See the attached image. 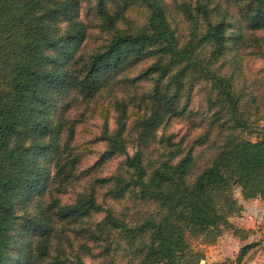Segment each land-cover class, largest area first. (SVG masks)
Listing matches in <instances>:
<instances>
[{
  "label": "trees",
  "instance_id": "obj_1",
  "mask_svg": "<svg viewBox=\"0 0 264 264\" xmlns=\"http://www.w3.org/2000/svg\"><path fill=\"white\" fill-rule=\"evenodd\" d=\"M233 1L247 32L230 31L229 9L219 2L184 0L174 7L187 22L182 36L166 0H95L108 37L79 55L88 34L81 0H0V264H115L121 242L135 264H201L205 254L192 240L214 243L228 217L244 210L235 185L244 200L264 203V134L257 140L240 135L261 130L254 122L264 119V96L252 91L245 99L247 87L236 79L240 63L234 62L236 75L216 66L230 42L254 38L262 48L264 0ZM133 3L146 10L141 24L125 14ZM147 60L131 80L150 79L151 89L115 96L116 126L104 125L106 147L86 172L118 156L122 161L109 176L89 175L63 202L60 194L81 179V156L71 145L70 102L52 117L59 92L68 88L74 100L93 99ZM199 82L209 85L218 117L190 144L187 135L159 136L161 125L186 112L182 102ZM131 104L140 113L128 126ZM46 184L55 185L49 197L29 207ZM126 199L157 210L118 211L115 204Z\"/></svg>",
  "mask_w": 264,
  "mask_h": 264
},
{
  "label": "rangeland",
  "instance_id": "obj_2",
  "mask_svg": "<svg viewBox=\"0 0 264 264\" xmlns=\"http://www.w3.org/2000/svg\"><path fill=\"white\" fill-rule=\"evenodd\" d=\"M166 1L173 7V13L176 18L174 21L178 26L177 32L179 35L185 36L187 33V22L183 15L176 12L174 8L177 3L184 0ZM188 1L195 2L196 0ZM212 2L213 4L219 2L222 9H229L227 19L233 24L230 31H248L246 22L242 20L238 6L233 0H212ZM95 6V0H81L80 15L88 26V34L77 49L76 53L79 55L91 52L104 43L108 37L101 29V22L96 15ZM125 14L133 23L141 24L145 21L146 10L142 5L133 3L127 6ZM248 40L247 44L243 45H233L230 42L228 52L216 63V66L223 73H234V75H236V71L234 72V62L240 63L237 73L240 71L242 73L237 74L236 79H238V82L240 81L238 83L240 88L247 87L244 89L245 93H247L245 96L246 100L250 95L248 92L252 93V91L260 97L264 96V43H262L263 46L260 49V42L254 38H248ZM150 63L151 60L143 61L126 71L121 76V80L112 86L109 91H104L90 100L83 99L82 97L74 100L76 94H71L67 90L68 88H63L59 92V99L54 106L52 117L53 119L58 118L62 111V105L70 102L71 107L69 106L70 108L68 107L65 112L67 118L75 122V134L71 145L75 153L81 156L78 170L81 179L75 183V188L70 185L66 192L60 194L63 202H69L74 198L77 191L81 189L83 181L90 177L89 175L97 174L99 177L109 176L116 170L120 161H122L123 157L118 156L98 165L91 170L90 174L86 172L96 163L106 147L105 141L100 139L104 125L108 124L111 129L116 126L117 111L114 106L115 96L122 94L133 95L135 93L142 94L151 89L152 81L150 79L137 82H132L131 80ZM209 92L210 87L206 82L196 83L192 88L191 99L187 101V98H185L182 102V104L187 103L186 112L161 125L158 128V135L167 136L173 133L176 135V140L187 135L185 144H190L192 140L196 139L198 135L208 128L211 117L213 115L216 118L218 117L217 111H219V106L211 107L209 105ZM139 111V109L133 107L131 104L128 111V126H131L137 114L140 113ZM226 117V114L222 115L221 121L226 120ZM248 117L250 116L248 115ZM248 119L252 120V118ZM221 121L214 125L215 129H219ZM254 123L261 130H244L240 132V135L251 140H257L259 136H262L264 134V130L262 129L264 127V119ZM214 134L215 132L211 135V139H213ZM205 146H199L197 150L200 151ZM130 150H133L132 143L130 144ZM207 153L210 154V151H207ZM49 169L52 173V164L49 165ZM48 182L50 181L48 180ZM54 186L53 184H46V189L36 193L31 203L28 202L29 207L33 205L32 202H35L37 197L48 198L49 189L51 187L54 188ZM103 192L104 189L102 190ZM234 196L244 206V210L237 215L228 217L229 223L222 225V232L218 239L214 243H205L201 239L192 240L194 247L201 249L205 254V258L201 261V264H264V203L260 199L245 201L241 196L240 187L236 185L234 186ZM115 205L118 211L128 208L130 213L137 211L149 213L157 210L156 205L150 202L135 204L134 199L131 201L129 199L125 201L121 200ZM23 212L24 209L20 211V213ZM245 247H248V249H245ZM124 249L125 243L121 242V246L114 251L115 264H135L131 260L130 252ZM88 260L89 258H86L87 262H89Z\"/></svg>",
  "mask_w": 264,
  "mask_h": 264
},
{
  "label": "crops",
  "instance_id": "obj_3",
  "mask_svg": "<svg viewBox=\"0 0 264 264\" xmlns=\"http://www.w3.org/2000/svg\"><path fill=\"white\" fill-rule=\"evenodd\" d=\"M246 201V200H245Z\"/></svg>",
  "mask_w": 264,
  "mask_h": 264
}]
</instances>
